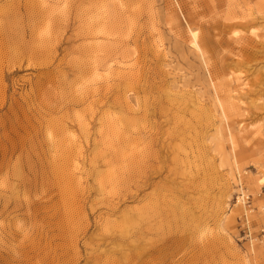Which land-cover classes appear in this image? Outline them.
Returning <instances> with one entry per match:
<instances>
[{"label": "rangeland", "instance_id": "374dc122", "mask_svg": "<svg viewBox=\"0 0 264 264\" xmlns=\"http://www.w3.org/2000/svg\"><path fill=\"white\" fill-rule=\"evenodd\" d=\"M0 264H264V0H0Z\"/></svg>", "mask_w": 264, "mask_h": 264}, {"label": "bare ground", "instance_id": "6f19581e", "mask_svg": "<svg viewBox=\"0 0 264 264\" xmlns=\"http://www.w3.org/2000/svg\"><path fill=\"white\" fill-rule=\"evenodd\" d=\"M94 70H96V71H97V69H94ZM246 126H247V125H246ZM246 126H244V128H245Z\"/></svg>", "mask_w": 264, "mask_h": 264}]
</instances>
